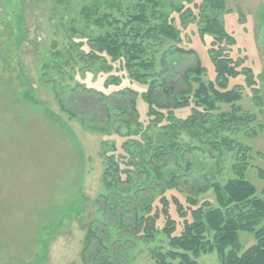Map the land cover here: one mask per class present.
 I'll return each instance as SVG.
<instances>
[{"label":"trees","instance_id":"trees-1","mask_svg":"<svg viewBox=\"0 0 264 264\" xmlns=\"http://www.w3.org/2000/svg\"><path fill=\"white\" fill-rule=\"evenodd\" d=\"M50 1L54 9L64 1L68 3V0ZM134 1L129 16L121 17L123 0H83L79 16L86 26L79 38L84 39L72 42L73 32L67 46L68 58L63 64H57L56 60L51 63L63 74L72 61L90 69L97 66L95 71L108 74L105 86H116L104 91L85 83L66 84L60 92L57 86L61 84L55 78L46 79L53 85L54 98L62 112L87 130L114 137L102 142L105 146L111 141V149L102 153L104 192L93 203L81 198L73 202L61 221L51 225V232L64 227L66 217L81 219L94 208L97 216L85 226L80 252L83 264H128L130 249L136 242L152 243L160 233L167 237L169 249L153 250L154 264H202L198 258L214 251L221 258L220 264H264V189L259 194L256 184L247 178L252 147L235 145L234 139L219 133L247 131L252 123L256 125L251 137L264 131V123L239 104L243 86L230 87L231 80L243 77L254 92L255 104L263 106L257 87L259 75L244 66L246 58L234 59L230 55L236 40L222 21L226 1L185 0L190 6L171 0ZM0 14V22H4L6 14ZM9 14L16 18L14 48H19L29 37L24 10L18 7ZM12 24L9 20L5 26ZM191 24L198 26L202 39L212 37L208 53L214 79L209 81L205 80L207 68L196 50L171 45L160 62L152 50L170 41L180 42L182 30ZM10 34L14 32L11 30ZM189 55H195L197 61L184 70L179 66L181 62L172 60L175 56ZM53 56L61 58L63 54L56 50ZM117 62L127 71L132 85L121 86L122 76L111 74ZM140 85L145 86L141 91ZM221 105H230L231 109L221 111ZM188 109L190 114L183 118ZM144 118H149V122L145 123ZM155 129L159 130V145L153 149L154 140L149 132ZM213 130L217 131L215 139L209 135ZM183 132L200 145L180 146L177 138ZM204 145L211 146L210 152L217 151V157L236 150L235 164L225 184L206 175L202 179L193 176L187 157L203 150ZM170 157L178 168L167 167ZM256 171L264 180V168L257 167ZM134 177L139 181H133ZM209 190L214 192L216 206L201 199ZM175 191L185 197L186 205ZM171 203L182 219L181 226L178 224L181 221L171 215ZM242 233L255 239L243 251ZM42 246V253L33 264L45 260L47 244Z\"/></svg>","mask_w":264,"mask_h":264},{"label":"rangeland","instance_id":"rangeland-1","mask_svg":"<svg viewBox=\"0 0 264 264\" xmlns=\"http://www.w3.org/2000/svg\"><path fill=\"white\" fill-rule=\"evenodd\" d=\"M171 1L190 6L185 0ZM225 1L222 21L236 40L230 55L234 59L246 58L244 66L251 67L259 75L257 87H260L264 101V0ZM82 2L83 0H68V3L64 1L54 9L50 0L0 1V13L6 14L4 22H0V264H33L42 253L43 243L47 244L46 258L39 264H83L80 252L86 234L85 226L97 216L94 208H90L81 219L66 217L64 227L56 232H51V225L58 224L65 215L66 208L76 200L87 199L93 203L104 192L102 175L105 165L102 153L111 149V141L105 146L102 142L114 137L87 130L79 121L62 112L54 98L52 83L46 81L55 78L61 84L57 86L60 92L63 85L75 86L77 83H85L104 91L116 87L105 86L108 74L95 71L97 66L90 69V66L72 61L70 66H65L63 74L51 65L55 60L58 61L55 63L60 64L68 58L67 46L71 40L78 42L84 39L79 38L86 26L79 16ZM200 2L201 0H196V3ZM134 4V0H123L124 11L121 17L129 16ZM18 7L24 10L29 37L19 48H14L16 18L9 16V12ZM5 9L9 11L6 13ZM9 20L13 24L6 28ZM179 23L177 21L180 28ZM92 28L98 30L97 27ZM11 30L13 35L10 34ZM73 32L75 33L70 40ZM181 36L180 42L170 41L152 49L157 61L160 62L163 52L171 45L192 48L198 52L207 68L205 80L214 79L213 64L208 53L212 37L205 36L202 39L196 24L183 29ZM56 50L63 57H54ZM172 60L181 62L179 66L184 70L194 66L197 58L195 55L175 56ZM47 63L51 66H46ZM113 67L111 74L122 76L121 86L132 85L121 63L117 62ZM236 84L243 86V98L239 102L241 107L255 114L264 123V104L261 107L255 104L254 92L246 86L243 77L230 81V87ZM138 88L141 91L145 86L140 85ZM230 109V105H221V111ZM183 113L182 117L185 118L190 110ZM144 121L148 123L149 118H144ZM255 125L252 123V128ZM247 128V131L219 133L234 139L235 145L242 143L252 147L247 178L256 184L258 193L261 194L264 180L258 177L256 170L257 167L264 168V131L251 137L252 128ZM158 131L155 129L149 132L154 140L153 149L159 145ZM215 134L217 131L213 130L209 135L215 139ZM177 141L180 146L187 143L200 145L185 132ZM210 149L211 146L204 145L203 150H196L193 155H188L193 176L202 179L206 175L213 181L225 184L232 171L231 167L235 164L237 152H225L222 157H217L218 152H210ZM171 161L172 157L167 167L178 168ZM133 181L139 180L134 177ZM174 193L184 205L187 204L184 196L176 191ZM201 199L210 200L214 206L217 205L213 190H209ZM171 215L178 222L181 221L178 223L181 226L182 219L173 203ZM160 225L164 226L163 220ZM254 243L253 235L241 234V251ZM155 249H169L168 239L164 234H158L152 243L136 242L130 249L128 264H154L152 251ZM198 262L220 264L221 258L214 251L202 254Z\"/></svg>","mask_w":264,"mask_h":264}]
</instances>
